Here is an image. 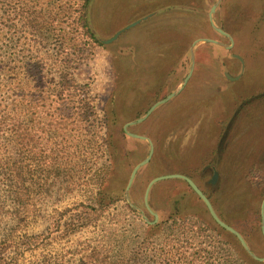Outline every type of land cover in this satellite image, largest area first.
Wrapping results in <instances>:
<instances>
[{"label": "rangeland", "instance_id": "obj_1", "mask_svg": "<svg viewBox=\"0 0 264 264\" xmlns=\"http://www.w3.org/2000/svg\"><path fill=\"white\" fill-rule=\"evenodd\" d=\"M26 1L10 7L8 1L0 0V249H4L5 264H264L249 257L240 244L250 259L239 253L230 233L212 220L204 203L182 180L152 186L148 206L156 222L144 205L151 180L186 176L210 197L219 219L247 233L250 251L264 258L260 216L264 110L247 116L249 106L264 100V25L257 31L258 22L251 21L248 26L253 32L235 33L233 55L241 57L245 66L240 82L224 77L226 70L232 77L240 73L239 61L199 44L196 80L157 107L135 133L131 129L137 125L128 128L154 145L151 161L139 170L128 192L133 208L126 199V187L134 167L147 156L139 155L145 147L137 142L141 140L127 136L132 141H122L120 132L181 85L189 72L190 55L186 65L181 57L174 59L175 70L161 90L152 87L157 76L148 73L140 79L142 88L135 77L133 90L119 96L116 89L131 67L132 50L142 47L145 32L156 37L153 25L163 23L165 18L156 20L163 14L104 46L88 28L90 0L84 10L85 29L79 12L70 10L72 33L67 36L52 35L48 26L41 28L56 18L52 4L44 10L49 16L38 14L37 30L24 26ZM169 1L173 3L164 6L165 0H94L91 25L106 40L125 21L127 25L153 12L143 8L126 20L113 21L119 20L124 4L143 2L158 9L181 6V0ZM233 1L240 2L237 10ZM243 1L229 0V15L225 10L221 16L229 18L227 27H239L237 12ZM248 6L250 17H258L264 0H249ZM101 18L111 23L107 31ZM153 60L137 62L146 63L147 68L143 67L148 69ZM185 66V76L171 91L169 81L180 78ZM110 114L116 123L110 121L115 119ZM111 136L119 138L112 143ZM113 145L126 154L118 170L110 156ZM216 159L218 177L212 183L210 166ZM14 183L17 190L10 188ZM108 187L115 191L103 208L98 203L104 201ZM93 252L99 256L95 253L93 258Z\"/></svg>", "mask_w": 264, "mask_h": 264}, {"label": "trees", "instance_id": "obj_2", "mask_svg": "<svg viewBox=\"0 0 264 264\" xmlns=\"http://www.w3.org/2000/svg\"><path fill=\"white\" fill-rule=\"evenodd\" d=\"M8 3H10V7L13 6H19V4L22 3V0H6ZM88 0H58L56 2L55 0H27L26 2V7H29L28 10L25 11V16L23 17L25 20L24 26L27 25L29 29H31L33 32L34 30H37L38 27L41 25L39 20L37 19L38 14H41L45 12L44 10H48V8H51L52 4L53 10L52 12L55 13L56 18L54 19L53 22L42 24L41 28H44L48 26V29L52 32V35H55L56 33L58 34H63L64 36L70 35L69 33H72V30H70V27L72 23L69 22V12L72 9H75L76 11L79 12L80 17H79V22H81L82 29H85V7L87 4ZM122 1V0H121ZM215 0H181V3L179 5L182 6H187L190 8H193L195 12L189 13V12H184V11H171L167 12L160 17H158V21L163 20V23L159 27L153 25V31L156 33V37L152 38L153 33H147L145 32L144 35H142V47L139 48V50L136 52H131V55L133 56L131 59V67L126 68V75L123 74V80L121 81V84L118 85L116 89V94L119 96H124L127 95L130 91L133 90V83L131 80H135L134 78L136 77V83L140 82V79L143 76L150 74H154L157 76V78L153 81L152 87L161 90L168 84V78L171 77V73L174 72L175 67L177 63L174 61V59L180 58L181 57V63L186 65V61H188L189 57V48L192 44L193 41L196 39H202V38H211L214 39L215 37L218 36V34L210 27L209 22H208V11L209 8L211 7L212 3ZM146 3H149L145 1ZM150 2H154V0H150ZM173 2L169 0H165V5L167 6ZM194 6H191V5ZM129 3V7H127V4H124L123 7L124 9L121 12V16L118 19H114L113 21H120L121 19H125L129 16V14L133 12H137V10H143V8L150 9V11H154L158 9L157 7H154L153 5H147L143 2L137 4L136 6H133ZM136 7V8H135ZM162 7V6H161ZM230 9V8H229ZM229 9L227 6L226 0L223 1L222 5L220 8L217 10V14L215 15V20L218 23V25L223 29L225 32L233 33L235 34L236 32H239V29H233L232 27H227L228 20L222 19V15L226 10V15L229 13ZM37 11H39L37 13ZM45 15H48V13L45 12ZM181 17V18H180ZM103 19V18H101ZM126 22V21H125ZM117 23L118 25L120 24L119 28L125 25ZM104 29L107 31L108 26H111V23L107 22L106 19H103L102 21ZM107 23V24H106ZM75 24V23H74ZM94 24L97 27V29L100 31L102 35H105L103 28L99 21L94 18ZM118 28V29H119ZM141 28V27H139ZM137 28V30L139 29ZM150 28V27H148ZM69 29V30H68ZM117 30V29H116ZM115 30V31H116ZM140 30V29H139ZM160 30L159 32H156ZM136 32V31H135ZM139 32V31H138ZM137 32V33H138ZM149 32V31H148ZM241 33V32H239ZM51 35V36H52ZM91 39V37H90ZM225 39V38H224ZM227 40V39H225ZM155 48L154 52H151L148 50V47ZM209 48H213V50L218 49L215 46L208 45ZM218 51V50H217ZM141 56V57H140ZM139 59H138V58ZM152 57L153 60V67H148L146 63L141 64V62H137V60H145L148 61V58ZM136 63H139L136 64ZM143 66H146L143 67ZM183 67V65L181 66ZM184 69V68H183ZM135 70V71H134ZM188 70V67L185 66V72L180 75V78H175L174 80L171 79L169 81V85H171L170 90H174V88L178 85V83L183 79V77L186 74V71ZM137 74H140V76H137ZM197 74V71L195 70L194 75L190 82L187 85L188 86L193 83L195 79V75ZM142 75V76H141ZM138 87L142 88L143 86L139 83L137 85ZM150 97V93L148 95ZM263 102V103H262ZM264 110V100L262 101L261 99L257 101V103L253 104L252 106H249V109L247 111V116H252L256 114L258 111ZM264 114V112H262ZM110 116L114 119L115 116L114 114H110ZM254 117H257L255 115ZM116 118L114 120H110L112 123H116ZM14 126V124H13ZM137 127H143V125H137L136 127L131 129V132L135 133V128ZM120 139L122 141H132V139L128 138L123 131L120 132ZM118 137V138H119ZM116 138V139H118ZM112 136L110 137V141L113 143L114 140H116ZM137 141V140H136ZM154 141V140H153ZM139 143H142L145 147L143 149H140L139 155L143 156V159L147 156L148 154V148L145 145V142L143 141H137ZM155 142V141H154ZM110 148V156L112 159L113 163V168L114 169H119L123 165L121 163L122 160L126 159V154H123V151L121 152L120 150L116 149L113 146L109 147ZM128 153V152H127ZM136 156V155H135ZM140 156V157H141ZM131 160V158H129ZM139 161V159H137ZM154 168L156 167L157 169H160V165L158 164L157 166L152 163ZM151 164V165H152ZM129 167V164L127 165ZM164 169V167L162 166ZM162 169V170H163ZM131 168H128V172L126 173V178L129 175V171ZM165 170V169H164ZM183 182V181H182ZM189 189L190 187L183 182ZM18 185L16 183L11 184L10 188L11 190H17ZM191 190V189H190ZM115 191V189H112L111 187H108V192L107 195L104 197V201H99L98 205L100 207L103 206L107 207L111 201V195ZM192 191V190H191ZM209 200L210 197H209ZM244 206V204H243ZM246 209V207H245ZM243 209V210H245ZM243 237V239L246 241L247 244H249V235L241 230H238L237 227L232 225ZM221 230L220 228H218ZM233 242L238 246L239 248V253H242L244 257H247L250 259L242 250L240 247L237 239L229 234ZM262 235V234H261ZM95 253L97 256H99L98 252H93L92 256L93 258L96 257ZM92 259V258H91ZM98 260V259H96ZM0 264H5V257H4V249H0ZM217 264H221V261H219Z\"/></svg>", "mask_w": 264, "mask_h": 264}, {"label": "water", "instance_id": "obj_3", "mask_svg": "<svg viewBox=\"0 0 264 264\" xmlns=\"http://www.w3.org/2000/svg\"><path fill=\"white\" fill-rule=\"evenodd\" d=\"M94 0H90L87 6V12H86V16H87V23H88V28L90 33L95 37V39H97L102 45L104 46H108V45H112L114 43H116L117 41H119L125 34H127L128 32L138 28L139 26L147 23L148 21L156 18L157 16L161 15V14H165L167 12H171V11H192L190 8L187 7H183V6H168V7H164L161 9H158L156 11H153L139 19H136L135 21L123 26L122 28H120L119 30H117L109 39L106 40H101L99 38V36L97 35V33L94 31L92 25H91V19H90V11H91V7L93 4ZM222 2V0H215L214 3L212 4V6L209 9L208 12V21L210 23V26L212 27V29L214 31H216L218 34L224 36L225 38L228 39L229 41V45H225L219 41L216 40H212V39H198L196 41L193 42L191 48H190V69L189 72L187 74V76L185 77V79L182 81L181 85L171 94H169L167 97H165L164 99H161L159 101H157L156 103H154L149 109L148 111L145 113V115L139 119H136L134 121H131L129 123H127L124 128L123 131L125 133L126 136L136 139V140H141V141H145L148 143L149 145V153L147 155V157L140 162L138 165H136L133 169V171L130 174L129 177V181L126 187V199L128 201V204L133 207L130 203L129 197H128V192L130 190V187L137 175V173L139 172V170L141 168H143L144 166H146L152 159L153 154H154V145L152 143V141L147 138V137H143L140 135H136L133 134L131 132L128 131L129 127L132 126H136L139 124H142L143 122H145L151 115L152 113L155 111V109L161 105H164L166 103H168L169 101H171L173 98L177 97L185 88V86L187 85L189 79L191 78L193 71H194V67H195V50L197 45L199 44H214V45H218L223 47L226 50H231L234 47V42L232 37L227 34L226 32H224L221 28H219L214 21V15L216 13V9L218 8V6L220 5V3ZM235 59H237L240 64H241V72L239 75H237L236 77H232L230 76L227 71L224 72V75L226 77V79L230 82H236L238 80L241 79L243 73H244V62L242 60L241 57L239 56H233ZM218 162V159L215 160L214 165L210 166V169L214 172L213 178H212V183H214L218 177V173L216 170V164ZM175 179H179L184 181L190 188L191 190L197 195V197L200 198V200L204 203L205 207L207 208V211L210 215V217L212 218V220L222 229L226 230L227 232H229L230 234H232L239 242V244L241 245V247L243 248V250L247 253V255L249 257H251L254 261L263 263L264 262V258H259L257 256H255L250 249L248 248L246 242L244 241L243 237L241 236V234L236 231L234 228L228 226L227 224H225L224 222H222L219 217L216 215L210 201L208 200V198L203 194V192L196 186V184L189 179L186 176L183 175H179V174H172V175H164V176H159L154 178L153 180H151L149 182V184L146 187L145 193H144V205L145 208L147 209V211L154 217L155 222L157 221V216L151 212L149 206H148V195L150 193V190L152 188L153 185H155L158 182L161 181H165V180H175ZM134 208V207H133ZM260 216H261V233L264 239V200L261 204V208H260Z\"/></svg>", "mask_w": 264, "mask_h": 264}, {"label": "crops", "instance_id": "obj_4", "mask_svg": "<svg viewBox=\"0 0 264 264\" xmlns=\"http://www.w3.org/2000/svg\"><path fill=\"white\" fill-rule=\"evenodd\" d=\"M223 1L224 0H222V2L220 3V5L218 6V8L216 9V13H215V15L217 14V10L220 8V6L222 5V3H223ZM259 2L261 1V0H258ZM226 2H227V6H228V9L230 8L229 7V0H226ZM214 3V2H213ZM212 3V4H213ZM240 2H235V1H233V8H234V10H237L238 8L236 7V5H238ZM242 8L240 9V12H237L240 16H241V23L239 24V27L237 28V29H239V32H241V34L243 35V34H245V33H247V32H253L252 30H251V28L248 26V25H250V22L251 21H254V22H258V25H257V31L259 30V31H261L260 30V28L264 25V7L262 8V11H261V14L258 16V17H250V15H249V12L247 11V9L249 8V7H251V6H248L249 5V0H246V1H243L242 3ZM182 6V5H181ZM212 6V5H211ZM183 7H187V6H183ZM187 8H190V7H187ZM192 11H184V12H189V13H193V12H195V10L193 9V8H190ZM210 9V8H209ZM230 10V9H229ZM178 11H180V10H178ZM227 13V12H226ZM215 15H214V21H215V24L219 27V28H221L219 25H218V23L216 22V20H215ZM227 15H229V13L227 14ZM229 18H227V20H228ZM209 22V21H208ZM209 25H210V23H209ZM211 27V26H210ZM139 28V27H138ZM212 28V27H211ZM137 29V28H136ZM236 29V30H237ZM135 30V29H134ZM223 30V29H222ZM133 31V30H132ZM224 31V30H223ZM131 32V31H130ZM216 32V31H215ZM225 32V31H224ZM217 33V32H216ZM227 34H229L231 37H232V39H233V42H234V47L231 49V50H226V49H224L223 47H221V46H218V45H214V44H205V45H211V46H215V47H217L218 49H216L215 50V52H217V50L219 51V52H226L227 54H230V56H231V58H233V59H235L233 56H235V55H233L234 53H233V51L232 50H234L235 49V47H236V44H235V40H234V38H235V34H233V33H229V32H226ZM218 34V33H217ZM225 37L224 36H222V35H220V34H218V36L217 37H215L214 39H212V40H216V41H219V42H221V43H223V44H225V45H229V41H228V39L227 38H225V39H227V40H225L224 39ZM205 39H211V38H205ZM196 40H198V39H196ZM195 40V41H196ZM223 40V41H222ZM194 42V41H193ZM193 42H192V44H193ZM192 44H191V46H192ZM191 46H190V48H191ZM190 48H189V55H190ZM197 49H198V45H197V47H196V50H195V67H196V53H197ZM135 50L133 49L132 50V52H134ZM236 56H238V55H236ZM235 60H237V59H235ZM238 61V60H237ZM240 63V62H239ZM241 65V64H240ZM195 67H194V71H195ZM189 69H190V67H189ZM244 70H245V66H244ZM194 71H193V74H194ZM227 71V70H226ZM224 72V71H223ZM240 72H241V70H240ZM193 74H192V76H191V78L193 77ZM240 74V73H239ZM238 74V75H239ZM244 76V73H243V75H242V77ZM224 77H225V75H224ZM242 77H241V79H242ZM191 78L189 79V81L191 80ZM226 78V77H225ZM241 79L240 80H238V81H236V82H232V83H238V82H240L241 81ZM188 81V82H189ZM188 84V83H187ZM187 86V85H186ZM185 86V87H186Z\"/></svg>", "mask_w": 264, "mask_h": 264}, {"label": "flooded vegetation", "instance_id": "obj_5", "mask_svg": "<svg viewBox=\"0 0 264 264\" xmlns=\"http://www.w3.org/2000/svg\"><path fill=\"white\" fill-rule=\"evenodd\" d=\"M213 175H214V172H213Z\"/></svg>", "mask_w": 264, "mask_h": 264}]
</instances>
